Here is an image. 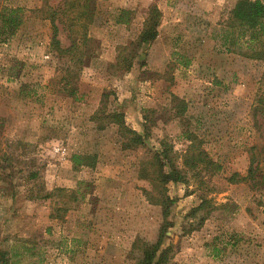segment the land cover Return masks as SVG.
<instances>
[{"label":"rangeland","instance_id":"rangeland-1","mask_svg":"<svg viewBox=\"0 0 264 264\" xmlns=\"http://www.w3.org/2000/svg\"><path fill=\"white\" fill-rule=\"evenodd\" d=\"M236 1L0 0L24 15L0 43V264H138L162 196L175 199L168 264H264V186L228 182L252 156L264 170V64L212 39ZM153 7L157 36L139 45ZM52 17L69 52L51 46ZM190 148L220 171L157 184L153 156L171 149L182 167Z\"/></svg>","mask_w":264,"mask_h":264},{"label":"trees","instance_id":"trees-1","mask_svg":"<svg viewBox=\"0 0 264 264\" xmlns=\"http://www.w3.org/2000/svg\"><path fill=\"white\" fill-rule=\"evenodd\" d=\"M65 3L66 0H64ZM64 3V5H65ZM65 11L61 12L63 14ZM53 15L57 12H51ZM60 13V12H58ZM159 13L155 7L151 9L148 19L145 21L144 28L139 35V45L155 40L157 36ZM24 24L23 10L20 8H2L0 10V43L6 42L8 39L15 36L18 30ZM52 37L51 46L57 50L69 52L70 49L62 50L57 39L58 29L55 26L54 18H51ZM213 40L216 42V49L218 52L226 54L238 55L244 59L255 61L264 64V3L261 0H237L235 4L228 9L226 14L222 15L218 27L212 31ZM211 36V37H212ZM130 64H128L129 66ZM109 123L118 126L120 133L128 135L127 142L132 147H144V138L135 131L129 130L125 127L123 114L120 112H113L109 116ZM171 149H164L161 153H156L150 163L151 175H155L157 184L164 185L168 182L173 183H187L186 175L191 174V177L198 179L202 175L212 176L218 173L221 169L220 165L210 160L206 153L200 150L190 148L183 160L182 167H179L177 160L172 156ZM74 157V160L78 157ZM95 156H84L82 159H92L89 163L85 162L83 165L94 166ZM1 159V157H0ZM13 160V159H12ZM73 160V159H72ZM250 167L244 177H239L238 174L233 173L229 178L230 183L250 182L251 187L256 189L258 184L264 186V170L260 171L259 164L255 167L253 156L251 158ZM8 162L6 157L0 163V169L3 163ZM149 163H142L141 175L144 176L149 168H146ZM80 163L74 164L78 167ZM12 170V169H11ZM261 174L260 181L257 180L256 174ZM35 177V174L30 175ZM49 196H44L43 199H48ZM175 199H169L167 196H162L159 205L162 208V223L158 230V236L154 243L145 244L141 250V259L138 264H168L171 260L172 247L168 245L162 248V242L165 233L172 228V224L168 218L170 216V209L174 205ZM201 205L198 207V210ZM196 210H193L192 216L195 215ZM205 220L204 216L199 218L195 228H189L187 232H192L199 229ZM4 256V254H2ZM2 264H9L7 259H2Z\"/></svg>","mask_w":264,"mask_h":264}]
</instances>
